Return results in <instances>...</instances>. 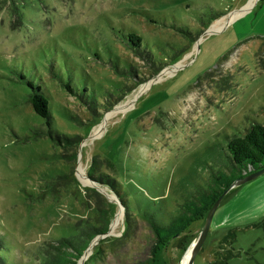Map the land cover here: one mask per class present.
Instances as JSON below:
<instances>
[{
	"label": "rangeland",
	"instance_id": "rangeland-1",
	"mask_svg": "<svg viewBox=\"0 0 264 264\" xmlns=\"http://www.w3.org/2000/svg\"><path fill=\"white\" fill-rule=\"evenodd\" d=\"M30 84L48 97L52 128L81 139L74 161L27 103ZM255 122L264 124V0H0L1 257L44 264V243L99 226L88 187L119 206L78 264L100 245L97 264L149 259L148 218L166 226L214 174H229L227 142ZM94 158L131 200L126 236L118 196L87 175ZM203 224L169 241L155 264H178L179 239L191 243ZM192 264H264V174L224 196Z\"/></svg>",
	"mask_w": 264,
	"mask_h": 264
},
{
	"label": "trees",
	"instance_id": "trees-1",
	"mask_svg": "<svg viewBox=\"0 0 264 264\" xmlns=\"http://www.w3.org/2000/svg\"><path fill=\"white\" fill-rule=\"evenodd\" d=\"M235 25V24H234ZM128 44L130 48L134 47L136 50L139 46H143L142 37L136 33H128L127 35ZM115 65V64H114ZM124 69V68H123ZM119 70V69H115ZM130 70V69H129ZM125 71V69L123 70ZM123 71H120L123 73ZM157 71V70H155ZM125 73V72H124ZM129 75V74H126ZM59 81H63L62 76L58 75ZM61 86L71 96L78 98L85 104V107L91 105L86 100V96L77 93L78 85L72 82L70 79L60 83ZM139 84V83H137ZM33 87L32 91L27 95V103L30 104L32 110L44 120L47 127L46 136L50 141L62 146L65 150L70 149L72 151L71 160H75L77 154L73 148L74 144L81 140L74 136L66 137L65 135L60 136L55 129L52 128V109L50 101L41 87ZM87 90V89H86ZM96 111V109H95ZM93 119L96 117L94 114L91 116ZM228 160L232 168L229 174H214L209 187L201 189L200 196L195 197L193 201L184 203L180 206V212L176 216L170 218L168 224L165 226L160 222H157L155 217H149L148 221L150 227L155 235V243L152 249V255L149 259L136 263V264H155L156 254L160 252L169 241L176 239L183 232H185L189 226L201 219H205L209 208L218 198V196L228 188V186L237 178H241L249 173L257 171L264 167V124L252 123L242 135H235L229 138L227 142ZM109 163L112 160H108ZM103 172V171H102ZM105 170L100 174L98 160L92 159L90 167L87 170V175L90 179L108 185L109 188L116 194L124 207L125 215L124 227L125 236L131 227V213L133 208L131 200H129L127 193L123 189L122 183L117 179V176H107ZM86 191L92 192L93 195L100 201L101 207H99L98 220L100 225L97 227H89L88 231L84 230L82 234L77 237H61L55 241H49L44 243L45 246L40 249L42 256L44 257V264H78V260L84 254L90 240L97 235H102L107 232L109 226V213L112 210L114 204L108 202L104 196L98 193L96 190L86 188ZM178 248L185 250L190 242L184 241L180 238L178 241ZM3 243L0 240V252L2 250ZM102 246H98L96 250L85 260L84 264H97V259H100L102 255ZM0 264H7L3 257L0 255Z\"/></svg>",
	"mask_w": 264,
	"mask_h": 264
},
{
	"label": "water",
	"instance_id": "water-1",
	"mask_svg": "<svg viewBox=\"0 0 264 264\" xmlns=\"http://www.w3.org/2000/svg\"><path fill=\"white\" fill-rule=\"evenodd\" d=\"M264 174V167L257 170V171H254L252 173H249L241 178H237L235 179L229 186L228 188H226L225 190H223V192L218 196V198L215 200V202L212 204V206L209 208L208 212H207V215L204 219V224H203V227L201 229V231L199 232V234L196 236V238L190 243V245L186 248L188 249L190 246H191V252H190V255H189V259L187 261V264H192L196 254L198 253L205 237H206V234L208 232V229H209V226H210V223H211V220H212V217L216 211V209L218 208L220 202L222 201V199L224 198V196L234 187H237L239 185H242V184H245L247 182H250V181H253L255 180L256 178L260 177L261 175ZM98 193H100L101 195H103L106 200L110 203H115L119 206V203L116 201V200H113L110 198V196L104 192V191H97ZM122 207V205H120ZM120 207V212L122 213L123 215V210L122 208ZM85 252V251H84Z\"/></svg>",
	"mask_w": 264,
	"mask_h": 264
},
{
	"label": "bare ground",
	"instance_id": "bare-ground-1",
	"mask_svg": "<svg viewBox=\"0 0 264 264\" xmlns=\"http://www.w3.org/2000/svg\"><path fill=\"white\" fill-rule=\"evenodd\" d=\"M251 2V1H250ZM252 3H253V1L250 3V6L252 5ZM247 9H249V8H247ZM247 9H244L243 11H245V10H247ZM242 12H235V15H233L232 16V18L233 17H235V16H237L238 14H241ZM224 21V20H223ZM221 21H217V23H215V25H214V27H213V29H215L216 28V25L217 26H220L221 24ZM125 105H127V104H125ZM125 105H122V106H125ZM190 252H191V247L187 250H185L184 252H183V254H182V257L180 258V261H179V263L178 264H186L187 263V261H188V259H189V255H190Z\"/></svg>",
	"mask_w": 264,
	"mask_h": 264
}]
</instances>
